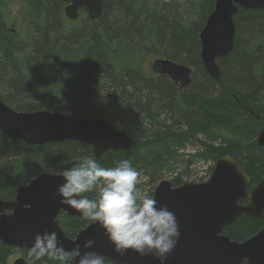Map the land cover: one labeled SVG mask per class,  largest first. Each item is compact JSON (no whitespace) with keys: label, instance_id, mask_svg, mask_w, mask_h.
<instances>
[{"label":"trees","instance_id":"obj_1","mask_svg":"<svg viewBox=\"0 0 264 264\" xmlns=\"http://www.w3.org/2000/svg\"><path fill=\"white\" fill-rule=\"evenodd\" d=\"M23 1L33 19L24 36L12 39L0 2V50L7 42L0 55V100L20 112L102 119L129 135L133 145L95 159L91 146L76 141L29 146L0 132L1 199H12L16 187L42 173H62L85 157L105 168L127 159L140 177L155 182L178 167V152L196 135L219 143L207 148L206 157H215V162L225 155L236 159L247 171L249 189L260 182L264 147L250 141L253 124L240 123L238 117L245 118L250 110L264 117V10L239 9L234 49L219 59L217 81L204 67L200 43L216 0H103L102 17L86 16L78 26L67 20L63 0ZM147 56L192 68L190 87L181 91L166 76L145 71ZM151 128H156L152 138L146 136ZM220 147L229 152L222 155ZM86 196L96 199L97 193ZM91 222L64 213L59 218L71 239ZM263 228L264 218L243 216L225 234L243 242ZM28 251L24 253L34 264H62L47 256L35 260ZM19 252L0 244V264Z\"/></svg>","mask_w":264,"mask_h":264},{"label":"water","instance_id":"obj_2","mask_svg":"<svg viewBox=\"0 0 264 264\" xmlns=\"http://www.w3.org/2000/svg\"><path fill=\"white\" fill-rule=\"evenodd\" d=\"M63 1L70 21H77L81 11L91 20L103 15V0ZM240 8L264 10V0H216L215 9L200 34L201 59L206 71L217 81L220 80L219 59L234 49V19ZM151 71L155 76H166L181 91L193 81L192 68L164 58L154 60ZM257 119L264 121L259 116ZM0 132L29 146L76 141L91 146L95 159L112 150H128L133 145L129 135L102 119L82 120L50 111L20 112L2 100ZM253 144L264 147V128L256 134ZM64 182L61 174L42 173L29 184L18 186L13 200L0 199V244L28 251L37 234L55 232L66 250L79 244L84 251L85 241L92 239L95 245L91 251L103 255L107 262L161 264L152 256L141 258L131 250L123 257L115 254L114 246L103 235L98 222L90 223L74 239L67 237L59 223L60 214L83 217L72 207L61 204V197L56 193ZM250 185L248 174L230 156L216 161L212 176L206 182L177 187L170 181L160 182L153 199L158 207H167L175 214L180 232L174 252L163 264H264V228L243 242L225 234L243 216L252 221L264 218V175L254 188L249 189ZM14 264L28 262L19 259Z\"/></svg>","mask_w":264,"mask_h":264},{"label":"clouds","instance_id":"obj_3","mask_svg":"<svg viewBox=\"0 0 264 264\" xmlns=\"http://www.w3.org/2000/svg\"><path fill=\"white\" fill-rule=\"evenodd\" d=\"M61 176L65 182L56 193L61 204L72 207L84 219L98 222L115 254L123 257L131 250L141 258L152 256L163 264L174 252L180 237L176 216L167 207H158L155 199L140 195V173L129 160L105 168L85 157ZM93 192L96 199L87 198L86 194ZM94 245L95 241L88 239L84 251L79 244L66 250L55 232H45L34 237L28 255L35 260L47 256L62 264H107L103 255L91 251Z\"/></svg>","mask_w":264,"mask_h":264},{"label":"rangeland","instance_id":"obj_4","mask_svg":"<svg viewBox=\"0 0 264 264\" xmlns=\"http://www.w3.org/2000/svg\"><path fill=\"white\" fill-rule=\"evenodd\" d=\"M0 2L5 12V18H6V22L8 25V30L10 31V34H11L9 39L14 38L15 36H24V34L26 33V29L28 27V24L33 19V13L31 9L29 8V6L23 0H0ZM86 16H87V13L81 11L80 19H78L77 21H70L68 19L67 20L72 22L71 25L74 23L73 26H78L80 25V21L86 18ZM6 45H7V42L4 43V46L2 48L3 50L6 47ZM3 50H0V55L3 53ZM134 59L135 58L133 57L132 60ZM156 59L158 58L155 56H147L145 60L143 61V66H142L143 69L147 72L152 73L151 67H152L154 60ZM252 113H250L248 116H245V118L238 117V122L240 123H244V124L252 123L253 124L252 126L255 129V133H254L255 135L250 136V141H252V139H254L256 134L259 133L264 127V121L257 120L256 116L258 115L256 114V112L252 111ZM262 114L264 115V113ZM222 117H225V116L222 115ZM260 118H264V117L260 116ZM152 130L155 131L156 128H151L150 130H148V132H146V136H149L150 138H152L150 136L151 132H153ZM161 130L163 129L161 128ZM159 134L164 139L167 137V134H164V133H159ZM185 145H186L185 148H183L182 150L178 152L177 159H179V163H178L179 165L176 169H174L173 172L171 171L165 172L164 176L155 182H151L149 176L141 175L140 184L138 185L140 187V191H139L140 195L142 196L146 195V196L153 198L152 195L154 194V190L156 189L158 184L164 180L170 181L172 184H177L180 182L179 183V186H180V184L182 185L184 183L206 182L211 178L212 176L211 169L213 167V162H215L214 161L215 157H206L205 154H206L207 148H209L211 145H213L214 147H219L218 146L219 143L213 142L207 137L196 135V136L190 137V140L186 142ZM217 151L220 152L221 154L222 153L226 154L229 152L228 149L226 150V152H223L222 147L218 148ZM225 156H229V155H225ZM14 197L12 199H14ZM12 199H9V200L2 199V200L10 201ZM61 215L62 214H60V216ZM24 256H27V255L26 254L24 255L23 253L15 255L9 260L8 264H12L13 260H18L20 258L26 259V257ZM32 264L34 263L32 262Z\"/></svg>","mask_w":264,"mask_h":264},{"label":"flooded vegetation","instance_id":"obj_5","mask_svg":"<svg viewBox=\"0 0 264 264\" xmlns=\"http://www.w3.org/2000/svg\"><path fill=\"white\" fill-rule=\"evenodd\" d=\"M154 76H155V75H154ZM263 128H264V127H263ZM12 200H13V199H12ZM15 250H19V249H15ZM19 251H20V252L17 253V254H14V256H15V255H18V254H20V253H23V254L25 255V253H24L25 251H23V250H19ZM12 257H13V256H12ZM12 257H11V258H12ZM24 257H26V259H25V258H20V259H25V260L28 262V264H32V261H30V260L28 259L27 256H24ZM11 258H10V259H11ZM18 260H19V259H18ZM16 261H17V260H13V261H12V264H14Z\"/></svg>","mask_w":264,"mask_h":264}]
</instances>
